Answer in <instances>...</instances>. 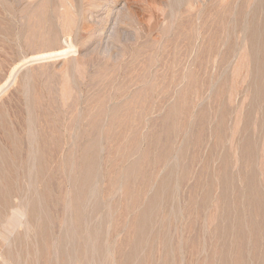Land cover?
Segmentation results:
<instances>
[{"label": "rangeland", "instance_id": "1", "mask_svg": "<svg viewBox=\"0 0 264 264\" xmlns=\"http://www.w3.org/2000/svg\"><path fill=\"white\" fill-rule=\"evenodd\" d=\"M0 169V264H264V0H0Z\"/></svg>", "mask_w": 264, "mask_h": 264}, {"label": "bare ground", "instance_id": "2", "mask_svg": "<svg viewBox=\"0 0 264 264\" xmlns=\"http://www.w3.org/2000/svg\"><path fill=\"white\" fill-rule=\"evenodd\" d=\"M62 51L63 50H61V52H60V54L62 53ZM66 51V50H65ZM59 52H57V53H59ZM52 54V53H51ZM54 54H56V53H53L52 55H54ZM50 55V54H49ZM51 55V56H52ZM41 56V55H40ZM38 57V56H37ZM33 58V57H32ZM5 85V84H4ZM44 136V135H43ZM23 152V151H22ZM24 154H22V156H23ZM24 157V156H23ZM36 159V158H35ZM12 162V161H11ZM15 164V163H14ZM3 165V164H2ZM9 167H11V166H9ZM21 168V167H20ZM1 170V169H0ZM38 171V170H37ZM3 175V174H2ZM12 175V174H11ZM34 176V175H33ZM13 178V177H12ZM21 180V179H20ZM12 185V184H11ZM14 187V186H13ZM50 204V203H49ZM192 204V203H191ZM219 204V203H218ZM41 205V204H40ZM221 207V206H220ZM220 209V208H219ZM18 210V209H17ZM214 210H216V209H214ZM218 211V210H217ZM246 211V210H245ZM156 212V211H155ZM200 212H201V210H200ZM199 212V213H200ZM212 212V211H211ZM221 212V211H220ZM164 213V212H163ZM213 213V212H212ZM152 214V213H151ZM156 214H157V212H156ZM159 214V213H158ZM201 214V213H200ZM105 215V214H104ZM184 215H186L185 213H184ZM211 215V214H210ZM214 215V214H213ZM107 216V215H106ZM148 216V215H147ZM136 217V216H135ZM150 217V216H149ZM221 217V216H220ZM81 219V218H80ZM112 219V218H111ZM139 219V218H138ZM137 218H136V220H138ZM142 219V218H141ZM174 219H175V217H174ZM215 219V218H214ZM155 220V219H154ZM240 220V219H239ZM103 221V220H102ZM111 221V220H110ZM157 221V220H156ZM106 222V221H105ZM138 222V221H137ZM213 222V221H212ZM230 222V221H229ZM4 223V222H3ZM141 223V222H140ZM152 223V222H151ZM218 223V222H217ZM240 223V222H239ZM154 224V223H153ZM208 224H210V223H208ZM227 224V223H226ZM238 224V223H237ZM79 225V224H78ZM81 225V224H80ZM145 225V224H144ZM192 225H193V223H192ZM219 225H221L220 223H219ZM252 225H253V223H252ZM82 226V225H81ZM137 227H138V229H139V225L137 224L136 225ZM160 226V225H159ZM197 226V225H196ZM162 227V226H161ZM171 227V226H170ZM193 227V226H192ZM216 227V226H215ZM83 228V227H82ZM142 228V227H141ZM145 228V227H144ZM153 228V227H152ZM154 228H156V227H154ZM172 228V227H171ZM197 228V227H196ZM200 228V227H199ZM187 229V228H186ZM208 229V228H207ZM62 230V229H61ZM67 230V229H66ZM93 230V229H92ZM148 230V229H147ZM154 230V229H153ZM252 230V229H251ZM141 231V230H140ZM142 231H143V229H142ZM145 231H146V229H145ZM157 231V230H156ZM186 231V230H185ZM194 231H196V230H194ZM200 231V230H199ZM47 232V231H46ZM151 232H153L152 230H151ZM158 232V231H157ZM177 232H178V230H177ZM197 232V231H196ZM218 232V231H217ZM257 232V231H256ZM143 233L145 234V232L143 231ZM162 234V233H161ZM234 234V233H233ZM149 235H150V233H149ZM174 235V234H173ZM232 235V234H231ZM126 236V235H125ZM141 236H142V234H141ZM191 236H193V233L191 234ZM186 237V236H185ZM185 237H184V240H185ZM195 237H197L196 235H195ZM194 237V238H195ZM229 237V236H228ZM149 238V237H148ZM147 238V239H148ZM164 238H165V236H164ZM175 238V237H174ZM231 238V237H230ZM139 239H141L140 237H139ZM146 239V240H147ZM187 239V238H186ZM196 239V238H195ZM206 239V238H205ZM214 239H216V238H214ZM33 240V239H32ZM142 240V239H141ZM140 240V241H141ZM171 240H172V238H171ZM175 240V239H174ZM183 240V241H184ZM201 240V238L199 239V241ZM231 240V239H230ZM238 240V239H237ZM140 241H139V243H140ZM143 241H144V239H143ZM151 241V239L149 240V242ZM191 241V240H190ZM135 242H137V241H135ZM152 242V241H151ZM201 242V241H200ZM208 242V241H207ZM64 243H66V242H64ZM147 243H148V241H147ZM147 243H146V245H147ZM165 243H166V241H165ZM174 243V242H173ZM255 243H256V241H255ZM259 243V242H258ZM261 243V242H260ZM72 244V243H71ZM89 244V243H88ZM134 244V246H135V244L136 243H133ZM132 244V245H133ZM142 244V243H141ZM140 244V245H141ZM189 244V243H188ZM214 244H215V242H214ZM257 244V243H256ZM63 245V244H62ZM127 245V244H126ZM130 246H131V244H129ZM138 245V244H137ZM151 245V244H150ZM154 245V244H153ZM152 245V246H153ZM155 245H156V243H155ZM160 245V244H159ZM255 245V244H254ZM263 245V244H262ZM64 246V245H63ZM144 246V245H143ZM142 246V247H143ZM161 246V245H160ZM167 246V245H166ZM183 246V245H182ZM116 247H118V246H116ZM147 247H149V245H147ZM168 247V246H167ZM176 247H177V242H176ZM188 247V246H187ZM126 248V247H125ZM144 248H146V246L145 247H143V249ZM156 248V247H155ZM166 248V247H165ZM210 245H207L205 242H203V243H201V246L199 247V249H195L194 251H188L187 253H185V251L187 250L186 248H185V246H183V247H180V246H178L177 248H174L175 250H176V252L178 253V257H177V255H175L174 254V256H176V260H177V262H176V264H186V263H189L188 262V260L190 259V258H192V257H194V258H196L195 259V262L194 263H197V264H202V263H204L205 262V259L207 258V251L208 250H210ZM128 249H130V248H128ZM147 249V248H146ZM146 249H144V250H146ZM212 249H213V247L211 248V251H212ZM134 250H135V248H134ZM132 251V253L133 252H135V251ZM137 250V249H136ZM140 250H141V248H140ZM139 250V251H140ZM143 250V251H144ZM148 250H149V248H148ZM147 250V251H148ZM193 250V249H192ZM78 251V250H77ZM86 251V250H85ZM119 251V250H118ZM139 251H137V252H139ZM154 251V250H153ZM152 251V252H153ZM183 251V252H182ZM214 251V250H213ZM127 252V251H126ZM142 252V251H141ZM151 252V251H150ZM159 252V251H158ZM220 252H222V248L220 247V249H219V254H220ZM140 253V252H139ZM155 253V252H154ZM176 253V254H177ZM209 253V252H208ZM135 254H137V253H135ZM134 254V255H135ZM143 254V253H142ZM141 254V255H142ZM147 254V253H146ZM156 255H158V254H160V253H155ZM161 254H162V252H161ZM139 255V254H138ZM137 255V256H138ZM140 255V256H141ZM151 254H148V255H146V256H150ZM167 255V254H166ZM60 256V255H59ZM119 256V255H118ZM139 256V257H140ZM153 256H154V254L153 255H151L150 256V258H153ZM262 256V255H261ZM162 257V256H161ZM164 257V256H163ZM171 257V256H170ZM198 257H201V258H198ZM85 258V257H84ZM144 258H148V257H144ZM150 258H148V259H150ZM154 258H156V257H154ZM153 258V259H154ZM159 258V255H158V257H157V260H159L158 259ZM235 258H236V256H235ZM138 259V258H137ZM136 259V260H137ZM141 259V258H140ZM161 259V258H160ZM169 259V258H168ZM172 259V258H171ZM170 259V260H171ZM156 260V259H155ZM161 260H163V259H161ZM238 260V259H237ZM260 260V259H259ZM154 261V260H153ZM191 261V260H190ZM240 261V260H239ZM157 262V261H156ZM175 262V261H174ZM193 262V261H192ZM219 262V261H218ZM136 263V262H135ZM140 263V262H139ZM143 263V262H142ZM147 263V262H146ZM145 263V264H146ZM153 263H155V262H153ZM167 263V262H166ZM169 263V262H168ZM208 263H210V261L208 262ZM161 264V263H160ZM170 264V263H169ZM190 264V263H189ZM240 264V263H239ZM244 264V263H243Z\"/></svg>", "mask_w": 264, "mask_h": 264}]
</instances>
